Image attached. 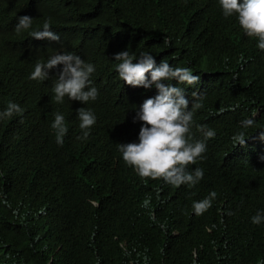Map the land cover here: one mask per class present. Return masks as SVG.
<instances>
[{"label":"trees","instance_id":"obj_1","mask_svg":"<svg viewBox=\"0 0 264 264\" xmlns=\"http://www.w3.org/2000/svg\"><path fill=\"white\" fill-rule=\"evenodd\" d=\"M24 15L32 25L18 34ZM46 21L58 44L30 37ZM56 47L98 60L110 85L120 63L112 54L125 50L199 75L203 107L193 130L218 132L203 179L173 190L134 174L113 180L104 167L80 174L70 165L52 175L26 161L37 125L32 102L49 85L29 76ZM9 102L24 112L0 119V264H264V223L251 222L264 214V141L254 139L264 130V60L216 1L0 0V112ZM246 119L253 126L240 124ZM241 133L244 147L230 138ZM114 156L110 148L103 163ZM213 191L212 206L195 215L192 202Z\"/></svg>","mask_w":264,"mask_h":264},{"label":"clouds","instance_id":"obj_2","mask_svg":"<svg viewBox=\"0 0 264 264\" xmlns=\"http://www.w3.org/2000/svg\"><path fill=\"white\" fill-rule=\"evenodd\" d=\"M214 1L225 18L236 19L264 60V0ZM32 21L27 15L18 17L15 31L19 34L29 29ZM30 37L53 44L60 40L47 21ZM112 57L120 61L114 64L117 81L112 85L98 60L62 47H56L46 63L35 65L29 79H49V85L32 102L37 125L26 147V161L52 175L70 165L80 174L104 167L114 173L108 175L113 180L134 174L173 190L193 188L203 179L208 144L218 137L212 128L197 126L193 130L194 112L203 107V97L196 91L201 77L188 67L170 66L150 52L131 54L125 50ZM23 112L18 104L9 102L0 119L22 116ZM240 124L251 127L254 120ZM246 137L241 133L230 138L235 146L244 147ZM254 139L263 143L264 130ZM90 141L94 143L90 151L78 148ZM96 141H103L104 146ZM110 148L115 150L114 161L105 165L103 158ZM214 148L221 150V146ZM216 195L213 191L193 201L194 214L206 212ZM251 222L264 223V214L257 212Z\"/></svg>","mask_w":264,"mask_h":264}]
</instances>
